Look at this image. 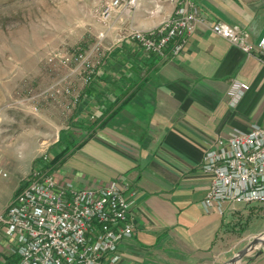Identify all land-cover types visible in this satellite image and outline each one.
I'll list each match as a JSON object with an SVG mask.
<instances>
[{"label":"crops","instance_id":"0c3cea01","mask_svg":"<svg viewBox=\"0 0 264 264\" xmlns=\"http://www.w3.org/2000/svg\"><path fill=\"white\" fill-rule=\"evenodd\" d=\"M185 1L140 0L133 13L117 11L105 22L107 57L79 94L77 132H59L47 167L38 162L37 133L11 138L0 126V214L43 167L78 188L130 187L134 233L103 264H219L246 239L229 246L241 219L252 238L264 234V204L202 206L212 183L202 171L206 152L233 132L264 129V0H187L202 21L176 56L147 53L130 39L132 29H156ZM217 23L241 28L254 49L247 54L215 35ZM235 82L250 89L232 106ZM72 149L74 166H65ZM12 245L0 229V264L15 259ZM248 255L242 261L264 264V250Z\"/></svg>","mask_w":264,"mask_h":264},{"label":"built area","instance_id":"2783aa9c","mask_svg":"<svg viewBox=\"0 0 264 264\" xmlns=\"http://www.w3.org/2000/svg\"><path fill=\"white\" fill-rule=\"evenodd\" d=\"M139 1L109 0L101 12L103 22L117 11L133 13ZM168 1L174 2L161 0ZM201 21L199 10L186 0L156 29H132L129 37L147 53L165 58L171 49L172 56H176ZM212 31L247 54L254 49L248 33L238 26L217 23ZM105 39V33L101 34L88 52L57 55L60 64L73 66L74 76L90 85L107 57ZM259 47L264 49V40ZM71 89L62 90L60 83H55L50 94L61 92L68 97L73 95ZM249 89L248 84L235 82L229 94L232 106ZM79 102L80 95L75 92L74 104ZM41 160L45 165L48 155ZM202 171L212 178L210 192L202 202L204 209L215 207L223 212L226 203L264 204V129L253 127L219 140L215 149L206 152ZM0 176L6 174L0 170ZM129 189L116 181L104 187L78 188L60 182L43 167L34 170L28 186L0 214V229L12 242L10 252L15 256L6 264H103L116 256L122 243L134 233Z\"/></svg>","mask_w":264,"mask_h":264},{"label":"rangeland","instance_id":"374dc122","mask_svg":"<svg viewBox=\"0 0 264 264\" xmlns=\"http://www.w3.org/2000/svg\"><path fill=\"white\" fill-rule=\"evenodd\" d=\"M108 1L0 0V114L4 116L0 126L8 128L11 138L27 129L37 133L38 162L48 155L46 167L55 148L61 145L56 144L59 132L71 136L77 132L74 113L79 104H74V93L80 94L86 86L80 76H74L73 66L62 67L57 55L88 52L97 44L105 25L101 12ZM55 83H60L62 90L72 88L73 95L50 94ZM73 150L64 154L65 166H74ZM247 220L244 217L235 226L238 233L229 246L243 237L246 239L230 255L235 253V256L264 235L252 238L247 234ZM263 250L264 247L254 250L248 259L252 260ZM234 256L219 264L229 262Z\"/></svg>","mask_w":264,"mask_h":264},{"label":"water","instance_id":"95a60500","mask_svg":"<svg viewBox=\"0 0 264 264\" xmlns=\"http://www.w3.org/2000/svg\"><path fill=\"white\" fill-rule=\"evenodd\" d=\"M264 247V235L255 238L246 248L236 254L229 262L225 264H238L240 263L249 253L256 249Z\"/></svg>","mask_w":264,"mask_h":264},{"label":"trees","instance_id":"16d2710c","mask_svg":"<svg viewBox=\"0 0 264 264\" xmlns=\"http://www.w3.org/2000/svg\"><path fill=\"white\" fill-rule=\"evenodd\" d=\"M94 80H95V79H94ZM92 83H94V81H93ZM92 83H91V84H92ZM91 84H90V85H91ZM90 85H88V86H90Z\"/></svg>","mask_w":264,"mask_h":264}]
</instances>
